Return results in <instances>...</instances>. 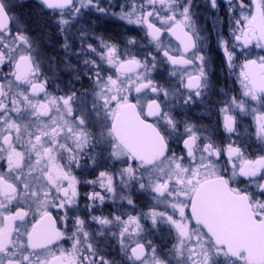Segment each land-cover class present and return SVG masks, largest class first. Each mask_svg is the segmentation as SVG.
<instances>
[{
	"label": "snow or ice",
	"instance_id": "snow-or-ice-1",
	"mask_svg": "<svg viewBox=\"0 0 264 264\" xmlns=\"http://www.w3.org/2000/svg\"><path fill=\"white\" fill-rule=\"evenodd\" d=\"M37 6L72 79L49 75L19 5L0 0V264H264V55L251 53L264 52V0ZM216 51L240 67L239 95L216 89ZM89 163L94 178L81 180L74 169ZM81 184L92 187L83 209ZM162 226L167 253L150 238Z\"/></svg>",
	"mask_w": 264,
	"mask_h": 264
},
{
	"label": "flooded vegetation",
	"instance_id": "flooded-vegetation-1",
	"mask_svg": "<svg viewBox=\"0 0 264 264\" xmlns=\"http://www.w3.org/2000/svg\"><path fill=\"white\" fill-rule=\"evenodd\" d=\"M15 2L17 3V5H19V7L17 8V15L23 17L24 21L27 22V25L31 30V34L40 42L42 57L45 60H48L49 58H51L52 60L51 63L52 71L49 72V75H52L54 72L57 79V83L61 87H63L69 82V80L72 79V76L69 74L68 69L66 68L65 64L62 62L64 59V51L62 48L59 47L62 38L56 34L55 29L51 27V25L48 23V18L46 16L39 14L37 0H15ZM200 15H201L200 24L206 26L209 30H211V21L210 20L205 21L204 16L207 14L203 11V9H200ZM100 31L107 35L116 37L118 34L119 35L124 34L125 27L121 26V24L118 22H114V23L101 22ZM129 34L135 35V33H129ZM140 35H142V33H140ZM166 39H173V38L167 37ZM173 43H176L174 39H173ZM256 49L260 51L262 55H264V52H262L261 49L259 48ZM255 54L252 55V58L258 56ZM213 60L214 63L212 65V72H213L212 79L216 85V89L217 90H219V88L231 89L232 90L231 94L239 95L241 85L236 77V74L228 70L227 66L222 63L223 53L219 51L214 52ZM48 69H49V65L46 63L45 70L48 71ZM83 83L84 86L86 87L87 81H84ZM75 88L77 90L82 91L81 83H76ZM215 99L216 97L213 96V100ZM189 115L194 121L201 118V112L199 109L196 108H194ZM203 122L205 123L207 122V117H203ZM241 133L244 136L246 142L251 145V147L248 150L249 153L252 156L259 155L260 152H256L253 148L254 122L251 117H244L242 119ZM173 147L176 148L177 152L180 151L179 145H173ZM223 163L224 161L221 160L222 165ZM91 171L92 169L89 163L87 167L75 168L74 174L77 175L81 180L93 179L94 176L90 174ZM241 187H244V185L242 184ZM79 191L81 193L80 208L83 209L85 203L83 194L85 192H91L92 187L87 184H81L79 186ZM144 202H145L144 199L141 198V200L138 201V204L142 205ZM162 227L164 229L162 232L154 233L153 235L150 236V238L154 240V242L156 243L157 246L160 247L162 252L167 253V250L171 247V244L173 242V237L168 235L166 226H162ZM61 243L65 249L71 248L70 241H62ZM112 244L114 245V242H112ZM102 250L109 259H116L117 261L120 260V256L118 255V249L115 246H106V247L102 246ZM173 264H175L174 261Z\"/></svg>",
	"mask_w": 264,
	"mask_h": 264
},
{
	"label": "rangeland",
	"instance_id": "rangeland-1",
	"mask_svg": "<svg viewBox=\"0 0 264 264\" xmlns=\"http://www.w3.org/2000/svg\"><path fill=\"white\" fill-rule=\"evenodd\" d=\"M256 54H255V53ZM251 53H252V55H262V53L260 52V51H258L255 47L254 48H252L251 49ZM242 59L241 60H238L237 61V65H240V64H242L243 63V57H241ZM240 61H242V62H240ZM228 68V67H227ZM228 70H229V68H228ZM230 71H232V72H234L235 74H236V77L238 76V74H239V72L241 71V69H240V67L239 66H237L235 69H233V70H230ZM254 136V135H253ZM254 140H253V148H254V150L256 151V152H260V150H261V145L259 144V142L256 140V138H255V136H254V138H253Z\"/></svg>",
	"mask_w": 264,
	"mask_h": 264
}]
</instances>
